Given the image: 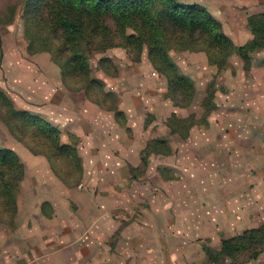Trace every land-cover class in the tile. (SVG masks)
I'll use <instances>...</instances> for the list:
<instances>
[{
    "label": "rangeland",
    "instance_id": "1",
    "mask_svg": "<svg viewBox=\"0 0 264 264\" xmlns=\"http://www.w3.org/2000/svg\"><path fill=\"white\" fill-rule=\"evenodd\" d=\"M179 1L205 7L218 20L220 34L237 47L253 38L249 19L264 15V0ZM0 18V92L9 97L15 110L36 114L57 128L60 144L76 149L79 158V163L74 160L72 164L66 159L54 160L53 169L45 155H35L29 146L39 152L49 147L52 154L56 152L55 142L49 140L47 146L41 139L39 142L23 135V122L8 118L11 106L0 103V149L10 150L19 158L30 189L34 174L41 177L42 184L33 186L38 187L41 213L59 220L49 232H43L47 227L40 225V214L32 215V223L40 230L33 244L42 264H95L98 253L125 246L123 236L129 233L130 225L137 232L151 231L154 239L162 234L168 251L182 254L176 264H213L212 257L223 240L264 225V86L260 81L264 78V50L253 56L249 71L236 55L228 59L227 70L220 71L209 64L205 52L166 49L176 70L196 85L192 104L182 108L177 106L183 102L181 93L171 92L168 79L152 65L147 48L136 61L134 53L121 47L98 51L94 45L93 51L83 42L89 77L81 73L66 77L51 53L39 52L45 46L40 45L34 25L28 36L26 26L34 15L27 14L26 0H0ZM108 26L115 30L111 20ZM31 39L35 40L33 45ZM53 45L61 46L57 42ZM56 55L63 58L60 52ZM256 62H260L258 70L252 68ZM210 90L215 94L216 110L208 123L194 126L189 134H172L168 124L171 116L195 115L200 120L202 103ZM21 94L40 97L30 101ZM9 124L24 141L12 134ZM80 129L91 133L96 144H102L104 154L117 157L125 148L131 162H127L130 182L123 179V184L117 185L125 194L115 196V201L102 202L105 211H110L99 241L86 238L90 228L83 218L84 200L74 194L77 190L87 192L89 185L96 186L85 175V156L80 151L84 137L74 133ZM108 138L114 141L109 149ZM163 139L168 141L170 155L155 148L157 151L147 157L148 164H143L142 152ZM24 178L17 192L16 215L0 209V224L8 228V233L26 237L32 226L22 225L18 208ZM109 181L100 182L107 189ZM60 189L68 195H63L65 202H59L55 215L46 200L55 192L62 194ZM69 226L72 237L65 236ZM43 236L47 238L43 240ZM261 256L264 258V253ZM106 261L123 264L125 260L111 257ZM253 261L243 255L216 264ZM153 262L160 264L161 260Z\"/></svg>",
    "mask_w": 264,
    "mask_h": 264
},
{
    "label": "trees",
    "instance_id": "2",
    "mask_svg": "<svg viewBox=\"0 0 264 264\" xmlns=\"http://www.w3.org/2000/svg\"><path fill=\"white\" fill-rule=\"evenodd\" d=\"M26 9L27 14L34 15V20L26 26L28 36L34 25L38 29L40 45L46 47L39 52L51 53L54 61L62 68L64 76L81 73L88 79V58L83 53V42L93 51L94 45L98 51L121 47L134 53L136 61L141 60L147 48L152 65L168 79L171 92L174 94L179 90L181 93L183 102L177 106L182 108L192 104L196 85L193 80L176 70L166 49L205 52L209 64L220 71L227 70L228 59L233 55L249 71L253 56L264 50V15L249 19L248 28L253 38L244 46L237 47L220 34L218 20L205 7L184 4L179 0H26ZM109 20L115 26L114 31L108 26ZM2 21L3 18H0V22ZM31 40L33 45L35 40ZM56 42L61 46H54L53 43ZM56 52H60L63 58L57 56ZM94 83L95 80H91V84ZM214 99V91L210 90L203 100L204 113L200 120H196L195 115L188 118L172 115L168 123L172 134H189L194 126L207 124L208 118L216 110ZM0 103L11 106L8 118H17L26 123H21L26 127L20 131L23 135H30L39 142L41 139L47 146L49 140L55 142L56 152L52 154L49 153V147L48 151L39 152L35 147L29 146L35 155H45L53 169L56 168L53 161L58 159H66L70 164L74 160L79 163L76 149L60 144L61 132L57 128L36 114L15 110L9 97L1 92ZM9 127L19 141H24L13 125L9 124ZM168 147V141L156 140L142 152V163L147 165V157L157 149L164 155H170ZM23 178L24 165L19 158L10 150L0 149V209L4 213L16 215L17 192ZM215 253L212 257L213 264L221 260H235L243 255H247L248 260H258L264 253V225L223 240L220 250Z\"/></svg>",
    "mask_w": 264,
    "mask_h": 264
},
{
    "label": "crops",
    "instance_id": "3",
    "mask_svg": "<svg viewBox=\"0 0 264 264\" xmlns=\"http://www.w3.org/2000/svg\"><path fill=\"white\" fill-rule=\"evenodd\" d=\"M259 63L260 62H258L257 64L256 62V66L254 63V66L252 68L254 70H258L259 68L257 65H259ZM262 78L260 79V81L264 86V78ZM21 95L23 97H27L30 101H35L40 97L39 94ZM35 106L36 105H32L31 107L36 108ZM40 109L41 107H38L37 112H39ZM74 133H77V136L79 137H84V140H81L83 141V144L80 151L82 153V156H85V175L87 179L93 180L92 185H96H89L87 187V192L83 190H77L76 192H74V194L75 197L84 200L82 206H84L83 213H85V215L83 216V218L85 219L84 222H88L86 224H89L90 228L89 231L85 234L86 238L88 237V239L92 238L94 240H98L99 236H101L100 238L103 237V233L105 232L103 230L105 224L104 218L108 216V212L110 211H105L106 209H104V207L102 206V202L103 200L106 201V199L115 201V196L125 194V192L122 191L123 187L120 188L117 185H122L123 179L130 182V174L128 173L129 170L127 164L131 162L128 156L129 154H127V150L125 148L120 151V156L118 155L117 157H114L111 153H103L104 150L102 149V144H96L97 140L93 139V135L91 133L86 134V130L84 129L75 130ZM111 133H113V131H111L109 134ZM106 143H110V145H107L109 149L113 146L114 141L111 138H108ZM34 175L35 176L31 178L33 186H40L42 184V182L40 181L41 177H37L36 174ZM28 179V176H26L22 183L21 192H19L18 195V208L19 216L20 214L22 216V220H20V222L22 223V225H26L27 227L32 226V230H30V234L25 237L13 233H8V228L0 224V264H42L40 262V258L36 256L37 251L35 245L33 244L35 235H38L40 230H38L36 225L32 223V215L37 212L40 214L41 220H37H39V223L40 225H42V227H47L46 229L42 230L43 232H49V228L59 221L58 219H55V216L54 218L50 219L42 215L40 209L41 203L37 200L36 197V190L39 186L37 188L32 186V189H30L31 187H29ZM107 179L110 180L108 182L109 187L105 189L106 187L104 188V184L100 181ZM111 183L113 184L111 185ZM100 184H102V187L100 186ZM105 184L107 183L105 182ZM83 186L84 185H82V187ZM60 192L62 194H56L55 192L53 198H51L52 195H50L46 200L51 203L55 215H58L59 213V210L57 209L59 202H65V199H63V195H68L64 190L60 189ZM57 199H60V201L56 202ZM25 208L28 209L27 215H25ZM160 226L162 225L160 224ZM133 227L134 225H130L128 227L129 233L123 236V242L125 246H123L120 250H116L113 252L109 251L98 253V256L96 257L97 262H95V264H121L106 261V259L111 257L125 260L122 262L123 264H154L153 259L161 260L160 264L177 263L180 257L179 255L182 254L170 253V251H168L165 246V237L162 236V234L158 237L160 239H154L151 231L146 229L142 232H137L135 229H133ZM18 228L20 227L18 226ZM89 232L90 234H88ZM66 235L72 237L70 226L65 233V236ZM46 238L47 236L42 237L43 240ZM49 241L53 242L54 240ZM261 258L262 256L259 257L258 260L253 261L250 264H264V258Z\"/></svg>",
    "mask_w": 264,
    "mask_h": 264
}]
</instances>
